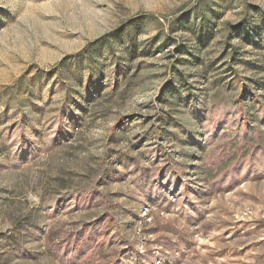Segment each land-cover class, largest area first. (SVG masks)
<instances>
[{
    "label": "rangeland",
    "instance_id": "1",
    "mask_svg": "<svg viewBox=\"0 0 264 264\" xmlns=\"http://www.w3.org/2000/svg\"><path fill=\"white\" fill-rule=\"evenodd\" d=\"M0 264H264V0H0Z\"/></svg>",
    "mask_w": 264,
    "mask_h": 264
}]
</instances>
